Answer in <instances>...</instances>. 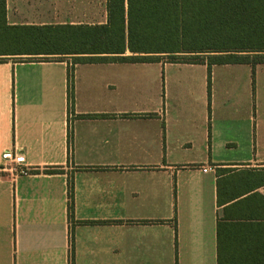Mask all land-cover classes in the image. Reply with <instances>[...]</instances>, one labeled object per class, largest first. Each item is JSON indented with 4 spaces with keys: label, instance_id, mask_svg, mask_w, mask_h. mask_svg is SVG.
<instances>
[{
    "label": "crops",
    "instance_id": "0c3cea01",
    "mask_svg": "<svg viewBox=\"0 0 264 264\" xmlns=\"http://www.w3.org/2000/svg\"><path fill=\"white\" fill-rule=\"evenodd\" d=\"M6 4L107 22L106 0ZM0 264H264V64L213 65L209 95L207 63L0 61Z\"/></svg>",
    "mask_w": 264,
    "mask_h": 264
},
{
    "label": "trees",
    "instance_id": "16d2710c",
    "mask_svg": "<svg viewBox=\"0 0 264 264\" xmlns=\"http://www.w3.org/2000/svg\"><path fill=\"white\" fill-rule=\"evenodd\" d=\"M105 9V24L11 25L0 0V61L207 63L209 95L213 65L264 64V0H106ZM68 87L72 111V76Z\"/></svg>",
    "mask_w": 264,
    "mask_h": 264
},
{
    "label": "built area",
    "instance_id": "2783aa9c",
    "mask_svg": "<svg viewBox=\"0 0 264 264\" xmlns=\"http://www.w3.org/2000/svg\"><path fill=\"white\" fill-rule=\"evenodd\" d=\"M3 159L17 165V168H14L16 174L28 175L32 172V170L25 166L26 160L23 154L7 152L3 155ZM208 170L209 168H205L203 172H207Z\"/></svg>",
    "mask_w": 264,
    "mask_h": 264
},
{
    "label": "rangeland",
    "instance_id": "374dc122",
    "mask_svg": "<svg viewBox=\"0 0 264 264\" xmlns=\"http://www.w3.org/2000/svg\"><path fill=\"white\" fill-rule=\"evenodd\" d=\"M164 59H168V57H163ZM169 60V59H168Z\"/></svg>",
    "mask_w": 264,
    "mask_h": 264
}]
</instances>
